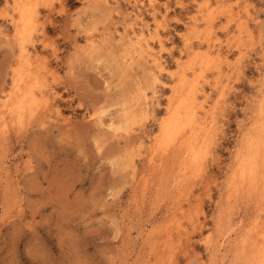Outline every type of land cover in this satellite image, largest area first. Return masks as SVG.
<instances>
[{"label": "rangeland", "instance_id": "rangeland-1", "mask_svg": "<svg viewBox=\"0 0 264 264\" xmlns=\"http://www.w3.org/2000/svg\"><path fill=\"white\" fill-rule=\"evenodd\" d=\"M17 1L0 264H264V0H30L25 26Z\"/></svg>", "mask_w": 264, "mask_h": 264}, {"label": "bare ground", "instance_id": "bare-ground-1", "mask_svg": "<svg viewBox=\"0 0 264 264\" xmlns=\"http://www.w3.org/2000/svg\"><path fill=\"white\" fill-rule=\"evenodd\" d=\"M17 1V0H16ZM16 5H17V8H18V10H19V14H20V18H21V20H19V21H22L23 22V26H25L26 24V22H33V21H35V19H36V14H37V11H34L35 9L33 8V7H30L31 6V2H30V0H18L17 2H16ZM30 7V8H29ZM35 8H37V6L35 5ZM14 18V17H13ZM18 22V21H17ZM38 22V21H37ZM16 24V23H15ZM32 25V24H31ZM27 29H29L28 27H27ZM27 29L24 27L23 29H18V30H20L19 31V35H17L18 37H21V38H24L25 40L27 39V38H33V35H32V37H31V32H27ZM30 30V29H29ZM28 30V31H29ZM33 30H34V28H33ZM18 34V33H17ZM140 34H141V32H140ZM16 36V37H17ZM144 36V35H143ZM130 38V37H129ZM137 38V37H136ZM131 39H133V38H131ZM22 40V39H21ZM27 42H28V40H26ZM25 41V42H26ZM142 41V40H141ZM144 41H145V39H144ZM130 43H131V41H129ZM138 42V41H137ZM140 42V41H139ZM138 42V43H139ZM127 43V42H126ZM133 43V42H132ZM25 44V43H24ZM140 44V43H139ZM144 45V44H143ZM126 46H131V44L130 45H128V43L126 44ZM142 46V45H141ZM146 46V45H145ZM138 47H140V46H138ZM134 48V47H133ZM132 48V49H133ZM128 49V48H127ZM130 50V49H129ZM125 51H126V49H125ZM128 51V50H127ZM134 51H136L135 49H134ZM28 52H29V50H28V48L25 46V45H21V47H20V58H21V60H23V59H26V58H29L28 59V61H30L31 59H30V57H29V54H28ZM130 52H131V50H130ZM129 52V53H130ZM138 52L140 53L141 51H139L138 50ZM133 53H135V52H133ZM145 53V52H144ZM141 55V54H140ZM143 55V54H142ZM146 55V54H145ZM132 56V55H131ZM153 57V56H152ZM131 58V57H130ZM154 58V57H153ZM146 59H147V57H146ZM145 59V60H146ZM157 59V58H156ZM131 60V59H130ZM155 61V60H154ZM158 61V60H157ZM160 62V61H159ZM159 65H160V63H159ZM24 66V65H23ZM154 66V65H153ZM30 68H31V66H29ZM28 67V68H29ZM154 67H156V66H154ZM150 68V67H149ZM30 70V69H29ZM31 71V70H30ZM27 72V71H26ZM29 72V71H28ZM33 73V72H32ZM23 74V73H22ZM27 75H28V73H27ZM26 75V76H27ZM24 76H25V74H24ZM30 78V77H29ZM17 79V78H16ZM18 79H20V78H18ZM37 79V78H36ZM36 79H34L35 81H36ZM21 80H23V79H21ZM20 81V80H19ZM26 81V80H25ZM25 81H24V83H25ZM29 82V81H28ZM32 82H33V80H32ZM38 82V81H37ZM21 83V82H20ZM34 83V82H33ZM39 83V82H38ZM26 84H28V83H26ZM30 84V86H31V83H29ZM184 84H185V82H184ZM23 85V84H22ZM38 85V84H37ZM29 86V85H28ZM34 86V85H33ZM43 86V85H42ZM42 86H40V87H42ZM21 87V86H20ZM35 87V86H34ZM25 88V87H24ZM31 88V87H30ZM14 89L16 90L17 89V94L18 95H16L17 97H16V99H15V101L12 103V101L14 100V99H12L11 100V95L8 97V100L6 101V102H4L3 103V105H4V109H5V113H8L9 115H11V117H18V116H21L22 114H23V111H24V103L29 99L28 98V93L26 92V91H21L20 89H19V82H18V80H15V83H14ZM32 89V88H31ZM23 90H25V89H23ZM27 90V89H26ZM28 90H30V89H28ZM30 91H32V90H30ZM16 92V91H15ZM14 93V92H13ZM12 96H13V94H12ZM43 96V95H42ZM189 96V95H188ZM35 97V96H34ZM144 107V106H143ZM170 121V120H169ZM172 122V121H171ZM201 125V124H200ZM195 126V125H194ZM119 130V129H118ZM121 130V129H120ZM163 131H164V133L166 134V135H170V134H172V133H174V126H173V124L171 123H166L165 125H163ZM116 132V131H115ZM176 133V132H175ZM164 134V135H165ZM177 134V133H176ZM175 135V134H174ZM183 135V134H182ZM181 135V136H182ZM178 136H180V135H178ZM178 136H176L175 138H177ZM181 136L179 137V138H181ZM203 136V135H202ZM169 137V136H168ZM174 138V137H173ZM175 138H174V140H175ZM178 138V139H179ZM188 138V137H187ZM171 139V138H170ZM190 139V138H189ZM171 141H172V139H171ZM198 141V140H197ZM179 143V142H178ZM179 148V147H178ZM185 148H187V152L189 153V157H190V159L191 160H195V159H197V155L196 154H194V149H193V146H192V144L190 143V141H185ZM182 155V154H181ZM184 156V155H183ZM188 162V161H187ZM186 172V171H185ZM189 173V172H188ZM224 247V246H223Z\"/></svg>", "mask_w": 264, "mask_h": 264}]
</instances>
